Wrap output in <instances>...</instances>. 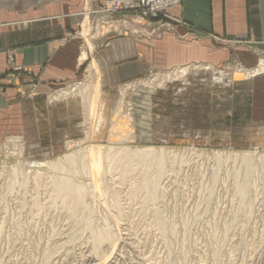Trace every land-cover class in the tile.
Here are the masks:
<instances>
[{
    "label": "rangeland",
    "instance_id": "1",
    "mask_svg": "<svg viewBox=\"0 0 264 264\" xmlns=\"http://www.w3.org/2000/svg\"><path fill=\"white\" fill-rule=\"evenodd\" d=\"M112 1L0 0V13L21 16L31 9L56 5L77 14L79 34L83 32L87 11L91 12L88 16L91 35H96L100 21L107 19L113 23L128 22L144 30L145 35L156 36L163 17L153 18L149 14L145 17L141 12L111 16L104 12L111 9ZM136 20L141 23H135ZM114 35L134 36L126 27L110 29L96 41L95 47L107 45ZM197 70L201 68H189L180 79H168L170 72L148 73L120 86L110 85L101 73L103 94L99 114L106 117L104 128L96 123L92 130L86 118L66 106L68 99L51 103L49 96H45V103L54 115V134L0 140V264H44L45 259V264H98L86 261L91 256L90 233L78 231L60 200L55 202L48 189L35 184L34 172L31 171L33 177L27 188H23L20 184L23 171L19 168L20 181L10 187L11 170L20 162L55 161L86 149L90 137L105 148L164 150L162 154L169 161L157 201H151L145 192L132 196L128 182L112 191L118 195L119 210L112 206L109 195H104L101 205L95 207L97 217L113 225L119 223L121 236L120 248L102 264H264V166L260 162L264 156V126L229 128L223 118L228 104L217 100H224L223 96L216 92L213 106L209 103L211 96L207 93L214 89L206 86L207 82L213 83L216 90L228 89L225 86L233 81L228 72L237 69L196 75ZM221 71L227 72L226 79L218 81ZM90 77L88 69L80 80L50 95ZM155 79L165 83L149 84V88L138 86L123 93L129 85L153 83ZM122 100L120 116L131 119L132 136L127 140L128 133H120L116 135L120 141L111 144L113 118ZM210 114L214 119L207 117ZM58 125L64 128L59 129ZM81 143L84 146H79ZM245 157H252L254 168L247 167ZM138 177L136 168L134 181ZM245 183L250 189L244 201L238 188ZM35 199L42 208H35ZM157 212L167 221L164 231L156 224Z\"/></svg>",
    "mask_w": 264,
    "mask_h": 264
},
{
    "label": "crops",
    "instance_id": "2",
    "mask_svg": "<svg viewBox=\"0 0 264 264\" xmlns=\"http://www.w3.org/2000/svg\"><path fill=\"white\" fill-rule=\"evenodd\" d=\"M77 18L56 5L0 13V140L54 134L45 96L80 80L94 60L113 86L180 68L252 71L264 60V0H181L156 36H112L94 52L83 45ZM229 79L222 91L207 82L210 105L219 92L229 128L264 126V73Z\"/></svg>",
    "mask_w": 264,
    "mask_h": 264
},
{
    "label": "bare ground",
    "instance_id": "3",
    "mask_svg": "<svg viewBox=\"0 0 264 264\" xmlns=\"http://www.w3.org/2000/svg\"><path fill=\"white\" fill-rule=\"evenodd\" d=\"M90 15L91 12L86 11L85 16L87 18L85 19V23H83V32L80 37L83 38L84 43L86 42L85 46L91 52L94 51L95 42L98 41V39H101L100 37L103 33L110 29L126 27L131 30L134 36L142 35L145 32L144 30H138L133 25L131 26L128 22L113 23L109 22L107 19H102L99 24L101 27L98 28L96 35H91L90 17L88 18ZM140 21L141 20H136L135 23H141ZM188 69L189 68H180L170 72L167 74V78L180 79L185 77ZM101 73L98 63L94 60L89 67L90 79L82 83L69 85L67 89H62L53 95H49L51 103L63 100L67 101L68 99L69 103H67L66 106H69L70 108L72 107L77 115L86 118L92 130L96 123H99L100 126H102L106 117L99 114L101 96L103 94V86L101 85L103 74L101 75ZM261 73H264V60L260 62L258 68L252 71H233L231 77L235 80H241L245 76L258 75ZM225 79V72H221L218 81H223ZM155 83L157 85H162V83L165 82H158L155 79L153 83L145 82L140 83L139 85H129L123 90V93L127 90L129 91L131 88H137L138 86L149 88V84L152 85ZM122 102L123 100L117 105L118 110L113 118V130L111 131L112 134L110 140L108 139L111 144L113 142H119L120 140L116 138V135L119 136L120 133L123 134L124 132L128 133L126 139L129 140L131 137L128 136L131 135V132L133 131L131 128V119L125 116H120ZM94 138H88L87 142L89 143V146L86 149H81L72 154L65 155V157L59 158L55 161H48L44 164H37L28 161L24 163L20 162L16 168L11 170L12 179H10V187L14 188V186L20 181L19 168L23 171L20 181L23 188H27L30 179L33 177H31V171L34 172L35 184H37L38 187L43 186L48 189L52 196L51 199H54L55 202L60 200L62 209L68 214L69 220L77 224L78 231L81 233H90L89 241L91 244V256L88 260H86L87 258L85 260L88 261V263H92L93 261L95 263V261H97L98 264H102L110 260L111 256L120 248L121 236L118 232L119 223L113 225L112 223H108L106 219L97 217L95 215V207H97L98 204L101 205L103 201L102 197H104V195H109L112 198V206L119 210L120 203L118 195L112 191L116 190L115 187L117 185H124L128 182L131 183L129 192L132 196L145 192L148 194L151 201H157L159 194L162 191L161 182L167 173L169 161L162 154V152H165L164 150L144 147L135 149L128 147L116 148L111 145V147L105 148L97 142L99 140L95 141ZM79 146H84V143H81ZM245 160L248 168L255 167L256 164L252 157H245ZM260 162H263L262 164L264 166V156L261 157ZM136 168L139 170V177L134 181L133 177ZM45 173H47V175ZM1 175L2 173L0 171V176ZM115 176H117L116 180L114 179ZM84 179L89 181L88 184L84 183L85 181L83 182ZM249 189L250 185L248 183H245L238 188L239 195L244 201ZM39 204V201L35 199L33 202L35 208H42ZM104 205H106V203H104ZM72 222L71 225H73ZM156 224L162 231L166 229L167 221L166 219H163L158 212L156 213ZM75 228L76 227H74V229ZM73 235L74 234H72V236Z\"/></svg>",
    "mask_w": 264,
    "mask_h": 264
},
{
    "label": "built area",
    "instance_id": "4",
    "mask_svg": "<svg viewBox=\"0 0 264 264\" xmlns=\"http://www.w3.org/2000/svg\"><path fill=\"white\" fill-rule=\"evenodd\" d=\"M181 0H113L111 9L104 13L111 16L134 15L141 12L142 16L152 15L153 18H166V13L180 4ZM110 4V5H111Z\"/></svg>",
    "mask_w": 264,
    "mask_h": 264
}]
</instances>
